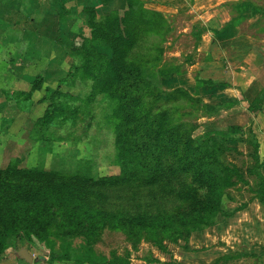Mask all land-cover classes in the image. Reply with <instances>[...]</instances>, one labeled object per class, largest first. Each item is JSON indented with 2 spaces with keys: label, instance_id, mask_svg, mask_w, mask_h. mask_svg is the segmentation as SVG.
<instances>
[{
  "label": "trees",
  "instance_id": "16d2710c",
  "mask_svg": "<svg viewBox=\"0 0 264 264\" xmlns=\"http://www.w3.org/2000/svg\"><path fill=\"white\" fill-rule=\"evenodd\" d=\"M109 1L98 0V5ZM141 4L140 0H123V9L111 8L106 14L96 11L98 5L81 4L79 17L87 31L86 35L76 33L67 57L71 67L66 78L51 89L43 87L42 77L37 76L29 91L18 93L29 99L37 92V103L46 104L43 116L36 120L40 127L55 121L73 124L97 97L105 99L109 113L104 119L114 134L118 175L93 178L85 171L63 174L21 168L17 161L0 168V254L20 233L30 243L50 248L52 243L45 240L49 235L65 240L87 237L105 228H121L128 234L143 230L165 252L164 238L177 243L184 228L202 229L217 213L222 190L242 179L237 169L222 159L223 152L234 151L229 146L241 140L235 136L237 128L192 138L181 123L172 121L168 110H158L163 95L172 102L190 96L180 88L158 91L143 76V65L161 66L163 50L157 48L143 61L137 47L142 50L144 44L140 43L152 33L157 37L166 32H162L158 14ZM233 6L236 14L228 23L206 28L213 35V44L227 28L245 20L246 6L251 3L246 0ZM197 37L195 34L196 46L200 43ZM169 68L170 75L180 72L175 66ZM76 81L91 82L87 96L74 97L62 91L61 85L72 87ZM76 101L80 105L75 106ZM252 157L262 167L254 153ZM201 188L206 191L205 198L199 194ZM256 198L264 207L262 174ZM159 233L164 238H154ZM48 256L60 264H128L121 258L106 260L91 249L78 260L68 254Z\"/></svg>",
  "mask_w": 264,
  "mask_h": 264
},
{
  "label": "rangeland",
  "instance_id": "374dc122",
  "mask_svg": "<svg viewBox=\"0 0 264 264\" xmlns=\"http://www.w3.org/2000/svg\"><path fill=\"white\" fill-rule=\"evenodd\" d=\"M242 1L246 0H168L169 3L166 0H140L144 8L153 11L155 15L158 14L163 21L162 32H166L165 35L157 37L152 33L140 43V46L144 44L142 50L139 46L137 47V53L143 61L150 59L157 48L163 50L161 66L143 65V76L158 91L172 92L175 84L169 83L168 79L172 75L186 73L191 66H194L189 80L194 85V92L189 93L183 87H178L185 90L190 97L172 102L169 96L163 95V99L158 104V110H168L172 121L181 123L185 130H189L192 138L217 130L214 124L216 118L213 122L206 120L211 112L207 111L205 104L210 102L209 105H211L212 98L213 102H217L215 98L218 93L200 92L201 88L196 81V78L201 81L200 68L206 50H210L209 54L215 57V60L218 56V51L212 45L213 35L206 28L224 26L226 23L223 22L231 20L236 14L233 5ZM247 2H250L252 7L256 4L264 8V0H247ZM17 3L18 0L14 5L11 4L14 9L7 14L8 16L6 15L7 20L10 17V24L19 21L17 20L19 15ZM105 12L108 11L101 9L99 14H105ZM2 13L0 10V15H3ZM250 18L256 20L254 14H251ZM257 18L260 22L258 27L250 28L253 20L243 19L240 24L235 25L238 31L235 34L246 38L258 36V32L262 33L259 29H264V16ZM199 31L201 33H197ZM195 34H198L197 39H200L197 48L194 45ZM228 36H234V33ZM17 37L14 43L17 44L16 48L14 46L11 48V57L16 60V64L23 57L20 68L27 69L30 58L24 57L21 52L28 45V40L22 43L28 38V33L19 34ZM209 44L214 46V49L209 47ZM147 48L151 50L148 51ZM133 54L135 55L136 52ZM3 66L0 65V68ZM173 66L180 68V72L170 75L168 70ZM70 67L69 60L52 67L54 77L45 79L44 75H37L42 77L43 87L54 89L59 80L66 78ZM7 68L11 70L10 67ZM21 74L23 78L8 82L11 84L9 86L12 92L8 91L6 94V89L0 88V168L17 161L21 168L34 167L63 174L85 171L93 178L118 175L119 168L115 165L114 134L110 123L104 119L109 113V106L105 99L101 96L97 97L73 124L55 121L40 127L36 124V120L43 116L46 104L37 103L39 99L37 92H33L29 99L18 94L20 91H29L34 81L31 82L33 75L28 73V70ZM162 74H165V77ZM2 86L0 83V87ZM66 86L61 85L63 92L70 93L74 97H85L90 93L92 85L88 81H76L72 87ZM73 103L75 106L80 105L79 101ZM243 144L240 146L241 152L238 151L237 145L231 144L229 148L235 150L223 152L225 159L222 158L231 167L237 169V174L240 173L238 175H241L242 179H239L232 188L222 190V199H217L219 203L217 213L203 224L202 229L191 226L184 228L183 237L178 239L177 243L169 242L162 233L157 234L154 238H164L165 252L161 251L155 239H150L143 230L128 234L121 228H105L103 231L89 233L87 237L78 235L65 240L49 235V238L45 237V240L52 243L50 248L38 243L32 244L20 233L0 254V264H26L18 255L22 249L28 251L33 264H60L52 261V257L48 256L50 253L55 256L68 254L72 260L82 259L90 249L95 255L106 260L121 258L128 264H174L175 261L179 262L174 259L178 256H185L182 260L184 264H212L213 262L264 264V207L254 202L257 199L259 176L264 173L261 167L255 164V157H252V153L245 149ZM199 194L205 198V189H199ZM253 203H255L254 206ZM248 205H252V209ZM244 210L248 214H246L247 221L238 220L237 216L241 215L237 213L242 211L243 215ZM242 217L245 219V216Z\"/></svg>",
  "mask_w": 264,
  "mask_h": 264
},
{
  "label": "crops",
  "instance_id": "0c3cea01",
  "mask_svg": "<svg viewBox=\"0 0 264 264\" xmlns=\"http://www.w3.org/2000/svg\"><path fill=\"white\" fill-rule=\"evenodd\" d=\"M10 1L0 0V10L3 12V15H0V65H4L0 68V83L3 85L0 88L6 89V94L8 91L12 92L9 86L11 84L8 82L23 78L21 73L27 70L33 75L31 82L40 76L37 74L44 75L45 79L54 77L52 67H56L57 63L64 64L67 61L76 33L79 31L82 35H86L83 19L79 17L81 4L98 5V0H18L16 8L19 11L17 19L19 21L10 24V17L7 20V14L13 11L11 4L14 5L17 0ZM114 6L120 10L123 9V0L100 3L96 6V11L99 12L101 9L109 11ZM261 12H264V8L259 5L246 6L245 20H253L250 28L254 24H257L253 26L254 28L258 27L257 17L264 16ZM251 14H254L256 20L250 18ZM228 20L223 23H227ZM259 31L262 33L258 32V36L246 38L235 34L238 32L235 27L227 28L224 34L217 38L216 44H212L218 51L217 60L210 56L209 49L206 50L200 68L201 81L198 78L196 81L201 88L200 92L218 93L215 98L217 102H213L212 98L211 105H209L210 102L205 104L207 111L211 112V115H206V120L213 122L216 118L214 124L219 131H226L229 127L237 128L235 136L244 141L240 142V140L234 145H237L238 151L241 152V144H246L242 146L258 157V163L263 164L261 169L264 173V29H259ZM27 33L28 38L22 43L28 40V45L21 54L30 58L31 66L28 64L29 68L25 69L20 68L23 57L21 56L22 58L16 64V60L11 57V48L13 46L16 48L17 44L14 43L19 34L26 35ZM231 33H234V36H228ZM214 46L209 44V47L213 49ZM195 47L197 48L196 45ZM193 68L194 66H191L188 72L179 75L171 74L172 77L168 80L169 83L175 84L174 89L183 87L189 93L194 92V85L189 81ZM202 76L204 77L201 78ZM249 140L254 141V145L248 143ZM254 202L260 206L258 199ZM252 205L254 206L255 203ZM252 205L248 207L252 209ZM241 212L237 213L241 215L237 216L238 220L247 221L246 211H243V215ZM242 216H245V219ZM184 257L178 256L174 259L184 264L182 262ZM207 262H209L208 259ZM26 264L29 263L26 262Z\"/></svg>",
  "mask_w": 264,
  "mask_h": 264
},
{
  "label": "water",
  "instance_id": "95a60500",
  "mask_svg": "<svg viewBox=\"0 0 264 264\" xmlns=\"http://www.w3.org/2000/svg\"><path fill=\"white\" fill-rule=\"evenodd\" d=\"M18 255L20 256V258L22 260H24L25 262L31 264L33 262L32 257L30 256V254L28 253L27 250L22 249L21 251L18 252Z\"/></svg>",
  "mask_w": 264,
  "mask_h": 264
}]
</instances>
